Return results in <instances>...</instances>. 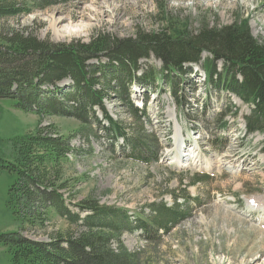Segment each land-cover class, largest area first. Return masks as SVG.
<instances>
[{
    "label": "rangeland",
    "instance_id": "rangeland-1",
    "mask_svg": "<svg viewBox=\"0 0 264 264\" xmlns=\"http://www.w3.org/2000/svg\"><path fill=\"white\" fill-rule=\"evenodd\" d=\"M65 1L48 9H36L20 18L0 19V36L24 33L57 45L88 44L100 33L128 39L136 38L138 32L152 34L171 29L175 35L187 29L195 33L204 24L221 28L247 21L251 35L264 45V0ZM60 16L66 18L59 25L60 29L71 24L92 23L91 19H95L96 26L85 36L57 40L48 28ZM202 59V62L211 59V55L205 52ZM140 63L144 70H161L162 67L155 58ZM90 65L98 66L99 63L92 61ZM217 66L218 72L222 73L224 62H217ZM193 70L195 74L187 78L185 86L177 87L176 96L171 92L169 81L166 85L157 83L160 88L165 87L162 95L152 94L156 89L148 94L133 81L130 89L131 92L135 90L132 101L139 96L137 101L142 103L141 99L144 100L147 115L152 120L151 124H145L146 132L158 146L160 144L159 155L163 162L160 160L149 166L131 161L129 152H120L114 136L103 130L98 131L99 141L93 136L82 138L81 134L87 128L76 119L40 118L20 111L13 100H1L0 236L18 233L36 242L49 243L68 229L67 223L53 213L45 222V229L39 225L22 227L6 207L9 188L15 177L3 166L12 162V141L16 137L34 135L39 128L54 126L60 135L74 137L71 144L75 149L69 155L71 162L65 166L63 176L69 185L64 194L71 196L73 203L92 196L101 205L127 210L136 226L140 216L148 218L153 215L148 208L151 204L163 203L175 209L185 206L188 199L191 217L169 234L156 229L157 242L150 244L141 229L122 235L121 242L129 251L137 252L139 264H264V135L257 134L253 139L245 137L242 132L244 120L250 113L247 105L221 90L223 88L217 89L208 80L204 82L202 78L199 81L204 73L201 65ZM142 75L143 71L137 73L138 78ZM65 84L73 85L71 81ZM49 90L54 92V88L49 87ZM182 90L184 98H180ZM112 93H108L107 111L111 110L110 116L126 129L130 137L136 120L131 109ZM134 103L137 107L136 101ZM206 106L211 108L208 115ZM235 108L237 116L232 115ZM174 110L175 114L171 115ZM97 117L103 119L99 112ZM226 121L229 128L226 136H221L222 141L212 146L208 141L199 145L196 154L200 167L189 165L185 169L179 165L180 169L168 166L176 157L172 155L174 148L170 143L172 138V141L179 139L176 128L181 127V131L191 138V131L212 137V134L221 133L220 128ZM103 125L108 128L107 123L103 122ZM80 129L82 132L76 133ZM180 145L177 148H181ZM191 146L194 148L193 144L188 148ZM0 264H12L11 251L1 243Z\"/></svg>",
    "mask_w": 264,
    "mask_h": 264
},
{
    "label": "trees",
    "instance_id": "trees-1",
    "mask_svg": "<svg viewBox=\"0 0 264 264\" xmlns=\"http://www.w3.org/2000/svg\"><path fill=\"white\" fill-rule=\"evenodd\" d=\"M64 3L65 0H0V19L20 18L36 9ZM170 30L138 32L136 38L128 39L100 33L88 44L63 45L24 33L0 36V101L13 100L20 111L40 118L76 119L87 128L82 138L93 136L99 141L98 131L102 130L114 139L124 137L126 146L119 148L120 152H129L131 161L149 166L158 162L159 146L146 132L145 124H150L146 108L138 109L132 101V84L139 83L152 91L157 83L166 85L169 81L176 96L177 87L185 86L187 78L195 74L193 68L201 65L208 82L250 109L245 117L246 137L264 134V45L251 35L247 21L221 28L204 24L195 33L185 29L174 35ZM205 52L211 59L202 62ZM152 58L162 62L161 70H144L140 62ZM92 61L99 65H90ZM217 62L225 64L222 73L218 72ZM139 71H143L140 78ZM66 81L73 85L69 87ZM111 92L131 109L136 120L130 137L107 111L105 101ZM182 92L180 98H184ZM98 111L102 120L97 117ZM236 112L237 109V116ZM228 128L226 121L222 129ZM73 138L60 135L54 126L16 137L11 147L12 162L3 166L15 177L6 207L21 226L39 225L45 229L53 213L67 223L66 233L49 243L9 233L0 236V243L11 251L12 264H139L137 252L129 251L121 242L122 235L141 229L150 244L157 242L156 229L169 234L191 217L188 199L185 206L175 209L163 203L151 204L148 208L153 215L140 216L136 226L127 210L101 205L92 196L73 203L71 196L64 194L69 185L63 179L65 166L71 162L69 155L75 149Z\"/></svg>",
    "mask_w": 264,
    "mask_h": 264
},
{
    "label": "bare ground",
    "instance_id": "bare-ground-1",
    "mask_svg": "<svg viewBox=\"0 0 264 264\" xmlns=\"http://www.w3.org/2000/svg\"><path fill=\"white\" fill-rule=\"evenodd\" d=\"M65 19L66 18L61 17V16H60V18L58 17L57 19H55V20L52 21V23L50 25V28H48V31L49 32H52L53 35L55 36V38L57 40H59V39H65V38H69V37H74V36H85L86 34H88V32L93 27L96 26V24L93 23L95 21V19H91V21H93L92 23H88V24H84L83 23V24H77V25L71 24L69 27H65L63 29H60L59 28V25L62 22H64ZM160 63L162 64L161 61H160ZM202 78L204 79V76L200 75V80L199 81H201ZM143 89H145V88L143 87ZM159 89H160V86H156V90H159ZM146 92H149V91L146 89ZM144 93H145V91H144ZM153 100H155V99H153ZM141 101H142V103H138V105H140V106L144 104V100L141 99ZM176 132H178V134L179 133L181 134V127H180V129L179 128H176ZM122 143H123V141H122ZM180 146H182V144ZM183 153L184 154H182V157L174 158L175 161L174 160L173 161L176 162V164L183 165L182 168L189 167V164L188 163H190V162H192L196 167L199 166L200 160L198 159V156H197L196 153L190 152V150L187 151V153H185V152H183ZM209 162H208V164H209ZM94 213H95V211H94Z\"/></svg>",
    "mask_w": 264,
    "mask_h": 264
}]
</instances>
